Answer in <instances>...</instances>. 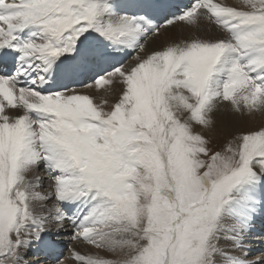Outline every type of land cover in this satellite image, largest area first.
<instances>
[{
  "label": "snow or ice",
  "instance_id": "snow-or-ice-1",
  "mask_svg": "<svg viewBox=\"0 0 264 264\" xmlns=\"http://www.w3.org/2000/svg\"><path fill=\"white\" fill-rule=\"evenodd\" d=\"M40 256L264 264V0H0V264Z\"/></svg>",
  "mask_w": 264,
  "mask_h": 264
},
{
  "label": "bare ground",
  "instance_id": "bare-ground-1",
  "mask_svg": "<svg viewBox=\"0 0 264 264\" xmlns=\"http://www.w3.org/2000/svg\"><path fill=\"white\" fill-rule=\"evenodd\" d=\"M225 2H227V3H230V4H234V3H236V0H225ZM260 120V117H257V121H259ZM64 241H66V242H64ZM68 243H69V246L70 247H74V248H78V249H80L81 251H86V250H89V248H90V246H88V245H86V244H84L83 242H71L68 238H67V236H65L61 241H60V244H61V247L63 248L64 246L65 247H68ZM67 253H68V251L67 252H65V256L67 255ZM258 254V253H257ZM69 255V254H68ZM37 259V257H31V259H30V261H34V260H36ZM39 259H40V261H43V262H41V264H47V261L45 260V258L43 257V256H40L39 257ZM66 264H70V262L69 261H66Z\"/></svg>",
  "mask_w": 264,
  "mask_h": 264
},
{
  "label": "rangeland",
  "instance_id": "rangeland-1",
  "mask_svg": "<svg viewBox=\"0 0 264 264\" xmlns=\"http://www.w3.org/2000/svg\"><path fill=\"white\" fill-rule=\"evenodd\" d=\"M64 242H66V241H64ZM68 247H69V243H68ZM77 250H80V249L77 248ZM65 252H67V247L64 246V247H63V254H64V255H65ZM68 254H69V253H67V255H68ZM67 255H66V256H67ZM31 257H33V256L30 255V256H29V260L31 259ZM41 262H43V261H41ZM69 262H70V264H72L71 261H69Z\"/></svg>",
  "mask_w": 264,
  "mask_h": 264
}]
</instances>
